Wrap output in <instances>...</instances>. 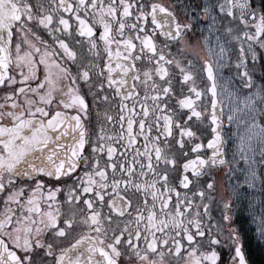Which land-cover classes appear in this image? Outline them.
<instances>
[{"label":"snow or ice","instance_id":"obj_1","mask_svg":"<svg viewBox=\"0 0 264 264\" xmlns=\"http://www.w3.org/2000/svg\"><path fill=\"white\" fill-rule=\"evenodd\" d=\"M242 214L264 0H0V264H253Z\"/></svg>","mask_w":264,"mask_h":264},{"label":"flooded vegetation","instance_id":"obj_2","mask_svg":"<svg viewBox=\"0 0 264 264\" xmlns=\"http://www.w3.org/2000/svg\"><path fill=\"white\" fill-rule=\"evenodd\" d=\"M238 223L241 226L242 231L245 233L246 251L253 260V264H264V255L260 251L255 238L252 236V233L249 230V225L246 223L243 214L240 216Z\"/></svg>","mask_w":264,"mask_h":264},{"label":"rangeland","instance_id":"obj_3","mask_svg":"<svg viewBox=\"0 0 264 264\" xmlns=\"http://www.w3.org/2000/svg\"><path fill=\"white\" fill-rule=\"evenodd\" d=\"M263 255H264V253H263Z\"/></svg>","mask_w":264,"mask_h":264}]
</instances>
